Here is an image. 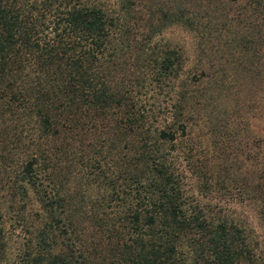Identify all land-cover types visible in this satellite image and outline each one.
Returning <instances> with one entry per match:
<instances>
[{"label":"trees","instance_id":"obj_1","mask_svg":"<svg viewBox=\"0 0 264 264\" xmlns=\"http://www.w3.org/2000/svg\"><path fill=\"white\" fill-rule=\"evenodd\" d=\"M143 2L0 0L1 106L18 120L34 116L38 132L52 141L51 152L37 145L23 165L22 179L37 188L48 219L16 264H264L257 243L248 241L243 229L214 223L200 208L181 207L157 151L177 130L184 131L182 115L191 95L184 85L172 91L173 98L168 95L174 102L161 106L157 99L154 110L139 93L161 82L169 93L170 78L182 62L175 49L154 43L161 29L179 23L200 34L205 30L184 3L168 0L150 10ZM165 111L169 123L148 124ZM87 129L103 134L118 151L121 141H130L129 157L121 161L119 156L108 185L110 196L123 192L134 202L113 217L72 210L60 171L54 163L51 170L47 166L59 159L69 138ZM41 162L45 185L34 171ZM257 180L249 191L264 218V162ZM75 216L92 219L93 227H76ZM56 237L59 251L52 247Z\"/></svg>","mask_w":264,"mask_h":264},{"label":"rangeland","instance_id":"obj_2","mask_svg":"<svg viewBox=\"0 0 264 264\" xmlns=\"http://www.w3.org/2000/svg\"><path fill=\"white\" fill-rule=\"evenodd\" d=\"M143 1L144 8L153 10L168 0ZM169 1L186 4L205 31L200 34L172 23L153 38L157 45L180 53L182 62L170 78L169 93L163 82L160 88L146 85L145 93H139L145 106L156 110L157 99L161 106L171 104L172 91L184 85L191 95L182 115L184 131L160 143L157 153L174 180L182 209L197 207L214 223L243 229L245 238L257 243L255 252L264 255V218L249 191L264 162V0ZM1 102L0 264H16L28 239L34 243L36 230L48 219L37 188L22 179L23 165L37 145L48 152L52 141L38 132L34 116L18 120L19 115L5 112ZM167 123L165 111L148 124ZM88 130L69 138L59 159L47 166L51 170L54 163L60 171V187L71 197L72 210L113 217L134 202L123 192L110 196L108 185L118 172V159L129 157L130 141H121L118 151L103 134ZM41 168L42 162L34 171L45 185ZM74 223L86 231L93 227L85 216H75ZM55 242L52 247L59 251L60 237Z\"/></svg>","mask_w":264,"mask_h":264}]
</instances>
